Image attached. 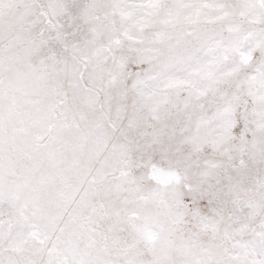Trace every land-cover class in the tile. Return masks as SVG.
Masks as SVG:
<instances>
[{
    "label": "snow or ice",
    "instance_id": "1",
    "mask_svg": "<svg viewBox=\"0 0 264 264\" xmlns=\"http://www.w3.org/2000/svg\"><path fill=\"white\" fill-rule=\"evenodd\" d=\"M0 264H264V0H0Z\"/></svg>",
    "mask_w": 264,
    "mask_h": 264
}]
</instances>
